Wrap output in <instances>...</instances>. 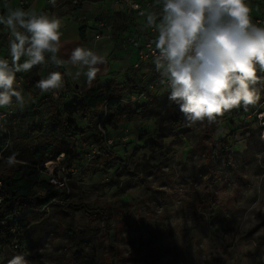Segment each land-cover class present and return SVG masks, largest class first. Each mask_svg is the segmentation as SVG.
Returning a JSON list of instances; mask_svg holds the SVG:
<instances>
[{
  "label": "rangeland",
  "instance_id": "374dc122",
  "mask_svg": "<svg viewBox=\"0 0 264 264\" xmlns=\"http://www.w3.org/2000/svg\"><path fill=\"white\" fill-rule=\"evenodd\" d=\"M247 3L252 20L264 14V0ZM49 5V16L62 17L63 12L77 27L96 17L86 7L82 15L87 19L76 18L82 4ZM124 25L120 18L118 29ZM119 50V59L109 56L110 76L96 86H127L131 80L142 87L155 65L133 70V59L122 46ZM51 71L65 73L50 61L39 66L41 78ZM64 80L59 93L70 97L58 100L60 109L73 102L71 88L82 82L67 75ZM25 92L28 104L37 92L28 83ZM168 96L167 90L154 94L165 99L150 100L142 116L135 115L132 104L112 110L109 122L98 125L107 151L81 114L74 115L84 134L64 136L71 154L43 163L40 172L42 180L51 170L65 177L69 194L47 206L45 219L30 215L24 231L0 243V264L17 255L27 264H264V96L247 112L234 109L210 126L191 127L186 120L181 126L174 122ZM29 108L18 107L12 120L15 137L0 151L2 171L26 165L18 161L9 167L7 158L20 142V127L41 123ZM29 145L33 148L34 140ZM217 145L226 162L218 160Z\"/></svg>",
  "mask_w": 264,
  "mask_h": 264
},
{
  "label": "clouds",
  "instance_id": "9594fccd",
  "mask_svg": "<svg viewBox=\"0 0 264 264\" xmlns=\"http://www.w3.org/2000/svg\"><path fill=\"white\" fill-rule=\"evenodd\" d=\"M55 6L56 0H49ZM132 9L139 5L128 0ZM160 11L141 13L155 33L151 44L153 64L167 83L168 99L179 106L186 125H212L226 113L248 111L261 100L264 86V26L253 22L247 0H155ZM0 24L10 33V59L0 58V107L14 101L23 107L25 97L17 73L51 62L57 67L76 69L51 71L36 82L41 92L58 96L65 86L64 76L78 80L82 75L91 86L106 64V57L92 48L77 45L67 60L58 58L63 47L62 20L38 13L35 8L9 9ZM100 39V37H97ZM151 46V45H150ZM23 58V60H22ZM22 61V62H21ZM264 139V134L261 135ZM15 153L7 158L9 167L18 161ZM255 219V218H253ZM258 222V221H257ZM8 264H27L14 256Z\"/></svg>",
  "mask_w": 264,
  "mask_h": 264
},
{
  "label": "trees",
  "instance_id": "16d2710c",
  "mask_svg": "<svg viewBox=\"0 0 264 264\" xmlns=\"http://www.w3.org/2000/svg\"><path fill=\"white\" fill-rule=\"evenodd\" d=\"M87 1L99 2L101 0ZM124 12L126 13L125 10ZM125 13L120 14L122 20H126ZM85 30V28L80 29L82 39ZM258 75L264 76V73L258 72ZM24 78L28 85H31L37 92L35 99L27 104L31 105V108L27 111L30 112L32 109L41 123L37 122L30 128L21 126L19 134L22 136H17L20 142L11 150L10 156L13 153L17 154V161L24 162L26 165H23L19 170H10V172L0 170V181L2 182V202L0 204L1 244L4 241H12L15 235L24 231L28 226L30 215H35L41 221L46 218V208L53 200L61 201L65 198V193L50 184L48 179L42 180L40 172L43 171V163L46 164L71 154L72 148L64 139V136L72 138L84 134L82 129L75 126V122L72 120L73 116L81 114L86 120L88 128L96 133L95 139L101 145L102 150L107 151L108 145L105 142L104 134L99 131L98 125L101 123L100 126L104 127L111 119L112 110H119V108L124 107L121 103L124 95L134 94L142 88L131 80H129L127 86L108 84L98 87L96 86L99 83L98 81L93 82L91 86L87 83L82 86L73 85L71 88L74 95L73 102L60 109L58 100L70 97V95L65 92V94L59 93L58 96H54L51 92L48 96L40 97L43 92L35 87L36 82L41 79L39 66L34 67ZM257 86L261 88V96H264V86ZM45 97H48V99H44ZM152 99L162 100L165 98L149 97L144 101L145 104L133 105L135 115H144L145 108L151 105L150 100ZM42 106L43 108H41ZM172 114L174 122L178 126H181L186 120L184 114L180 112L179 106L175 103ZM13 125H16V122L8 126L11 131L9 142L15 137V130L11 128ZM30 140H34L33 148L29 145ZM4 145L5 143L1 144L0 151L5 148ZM214 150L218 160L226 162L224 156L218 155L221 154L218 145ZM75 157L79 159V156L75 155ZM47 171L44 170V173ZM61 205L63 207L65 204ZM79 209L84 210L86 215H91L90 210L86 207L80 206Z\"/></svg>",
  "mask_w": 264,
  "mask_h": 264
},
{
  "label": "crops",
  "instance_id": "0c3cea01",
  "mask_svg": "<svg viewBox=\"0 0 264 264\" xmlns=\"http://www.w3.org/2000/svg\"><path fill=\"white\" fill-rule=\"evenodd\" d=\"M22 0H0V16H5L7 14V11L9 9H15V8H20L19 3ZM27 5L25 10H28L30 8H35V10L38 13H41L42 11L44 14L49 15L51 11V6L49 5L48 0H24ZM61 1L63 4H67L71 2L76 5L77 7L82 4L83 10H78L74 12V15H79L76 16L79 20L87 19L84 15H82L83 12H85L86 7L87 8H92L94 11H96V17L94 20H90L87 23L84 24L82 27L80 26H75L74 24L68 23L67 21L70 15H64L63 12L60 15H63L62 17H58L62 20V28L61 31L63 32V36L61 37V43L63 47L61 48V51L58 53V58L67 60L68 54H70L71 50L76 47L77 45H82L86 46L89 48H92L93 50L97 51L99 55H102L106 57V64L101 65V71L98 73L95 81L102 82L104 79L109 77L111 72L113 71L114 67L113 66H108V62L110 61V55L111 57L116 55L117 59L119 52H120V47L122 45L116 44L115 42L110 43V42H105V41H96L93 37V33L90 31H87L86 26L87 24L95 21V20H100V19H107V18H113L114 24H115V30L117 34L119 35L120 39H123V37L127 35H137V36H143V34L147 31L146 28V18L143 16H133L130 17L128 14L124 12V9L118 8L114 6L115 0H101L99 2H91L87 0H56V2L59 3ZM80 3V4H79ZM125 13L126 20H124V26L121 29H118V23L121 18L119 16L120 14L123 15ZM124 16V17H125ZM128 16V17H127ZM260 17H264V14H259L257 17L254 18L253 22ZM80 24V23H79ZM85 28L84 32V38L82 39L80 37V29ZM127 29L126 31H124ZM9 38H10V33L9 30L2 24H0V58H7L10 59L9 55ZM122 48H125L127 54L129 55L131 59H133V63L136 58V49L133 47H127V46H122ZM115 57V58H116ZM23 60V58H22ZM22 62V61H21ZM116 62V61H115ZM110 63V62H109ZM66 71H72L75 73L76 69L73 68L71 65H65L62 66ZM61 68V67H60ZM155 72V70L152 69V73ZM29 72H22V73H17V75H24L26 76ZM82 80V82L79 84L82 86L83 84H86V77L83 75L78 79ZM94 81V82H95ZM24 97L26 98V92L24 93ZM27 105V103H24Z\"/></svg>",
  "mask_w": 264,
  "mask_h": 264
},
{
  "label": "built area",
  "instance_id": "2783aa9c",
  "mask_svg": "<svg viewBox=\"0 0 264 264\" xmlns=\"http://www.w3.org/2000/svg\"><path fill=\"white\" fill-rule=\"evenodd\" d=\"M132 3L139 5V8L132 9L129 6L128 0H115L114 6L124 9L130 17L137 15L146 18V15H142L141 13L160 11V8L156 5L155 0H132ZM26 5L27 3L24 0L19 3L20 8H25ZM254 23H256L258 26H264V17L257 18ZM146 28L147 31L143 34V36L131 34L123 37V39H120L115 30L113 18L95 20L87 24L86 26L87 31L93 33V38L96 41H105L110 43L115 42L116 44H120L122 46L135 48L136 58L134 63L132 64V69L136 71L141 69L148 63L153 62L152 51L155 48V45L151 44V42L155 39L156 33L151 27H148L147 24ZM97 37H100V39H97ZM17 82L20 85V89L22 90L24 95L27 83L22 75H17ZM163 90H167L168 92L170 91L166 82L161 83L160 73L155 70L150 78L145 80L139 92L130 95H124L121 103L137 105L145 101L147 98L152 97L156 93H159L160 96L161 91ZM18 107L20 106L16 104L15 101L9 106L0 107V146L1 144L5 143L4 146L7 147L9 143V140L11 138V131L8 126L11 123H15L12 120L16 116ZM41 108H43V106ZM47 176L50 184L58 188L61 192L65 193L66 196L64 199H66L69 194V190L65 177L54 174L52 170L50 172L48 171ZM61 201L53 200L52 203H59ZM1 202L2 182L0 181V204Z\"/></svg>",
  "mask_w": 264,
  "mask_h": 264
}]
</instances>
